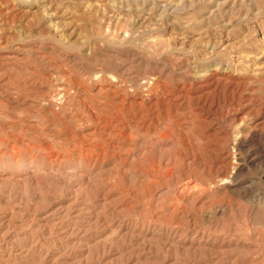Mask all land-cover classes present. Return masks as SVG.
<instances>
[{"label":"rangeland","instance_id":"obj_1","mask_svg":"<svg viewBox=\"0 0 264 264\" xmlns=\"http://www.w3.org/2000/svg\"><path fill=\"white\" fill-rule=\"evenodd\" d=\"M0 264H264V0H0Z\"/></svg>","mask_w":264,"mask_h":264},{"label":"bare ground","instance_id":"obj_2","mask_svg":"<svg viewBox=\"0 0 264 264\" xmlns=\"http://www.w3.org/2000/svg\"><path fill=\"white\" fill-rule=\"evenodd\" d=\"M144 84V83H143ZM204 93V92H203ZM62 94V93H61ZM204 106V105H203ZM98 157V156H97Z\"/></svg>","mask_w":264,"mask_h":264}]
</instances>
